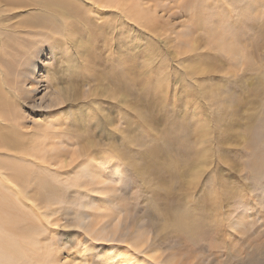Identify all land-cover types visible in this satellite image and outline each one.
Here are the masks:
<instances>
[{"label":"rangeland","instance_id":"rangeland-1","mask_svg":"<svg viewBox=\"0 0 264 264\" xmlns=\"http://www.w3.org/2000/svg\"><path fill=\"white\" fill-rule=\"evenodd\" d=\"M143 1L156 10L142 23L164 34L126 23L119 5L95 12L80 0L71 42L8 70L17 89L4 87L11 119L0 131L28 178L2 196L14 213L2 240L18 259L0 264H264V0H129L137 6L121 10ZM193 16V35H181ZM123 27L136 74L115 91L101 73ZM105 36L95 53L72 42L85 50Z\"/></svg>","mask_w":264,"mask_h":264},{"label":"bare ground","instance_id":"bare-ground-1","mask_svg":"<svg viewBox=\"0 0 264 264\" xmlns=\"http://www.w3.org/2000/svg\"><path fill=\"white\" fill-rule=\"evenodd\" d=\"M85 2H88L90 9L94 10L95 12H100L103 8H116L119 5V12L120 14H123V18H125L123 21H126V23L131 22L137 24L138 29H144V32H142L147 33L150 36H160L162 32L164 34L163 28H161V26L157 23H142V21L146 19L152 10H156V5H153L154 8H152L150 5L149 9L141 5L146 4L145 1H143L138 5V8H136L137 10L134 8L136 10L135 13L131 11L124 13L123 10H121V7H130L131 5L134 7L136 2L133 4H129V0L125 3L123 0H85ZM146 2H148V0ZM86 12L87 9L81 4L80 0H0V104H3L7 100V96H4L3 94V92H5L4 87H11L8 89V91L11 90L12 87L17 89V87L11 85V83L8 84L10 80L8 70L13 68L15 64L27 66L30 58L38 57L40 54H43L45 49H48L51 53H53V49H58L57 44L59 42L62 40H70V34L81 30V27L75 25L74 22H76L78 18H83L86 15ZM120 24H122V22ZM189 25L190 27H188L187 31H183L181 35H193V28H196L197 26L194 16L191 18ZM102 28V26L99 27V25H97V29H94L95 31L89 30V33H97L96 31L103 30ZM104 28L110 29L112 26L106 24ZM130 31L131 29L129 30L123 27L115 34L117 39V46L115 47H117V51H110V59L113 61V63L111 64L110 69L105 68L103 73H101V76L113 86L112 90L115 91L121 89L123 86H131L132 80L136 74V72L131 68L134 67V64L132 63L131 53L129 50V44L132 41V39L128 38ZM108 33L109 31L107 29L106 35ZM102 34L104 35L103 31L101 32V35ZM107 37L109 36L107 35ZM106 40V36L102 38V40L96 42L88 40V47H85V50L82 49L83 41L81 38L78 40V42L75 40H72V42L79 46V49L85 54H89L91 52L95 53L98 49L100 50L102 45L106 46ZM187 43H189L190 47L195 44L194 40H191L190 42L187 41ZM127 45V48L121 49ZM122 51L123 54L121 53ZM151 52L154 53L153 48H151ZM83 67L88 72L92 70V67L87 68L85 65ZM191 67L195 66L191 65ZM25 69L26 67H23V71ZM91 73L93 74V72ZM8 119H11L10 116L4 112V108L0 105V121H5ZM10 136L11 134H4L2 131H0V228L3 227V225L5 227L6 218L10 219L12 214L14 217V213L10 215L6 214V210L10 206L4 200H2L5 188L9 184V188H11V186L12 188L17 187L16 192L19 193V191L23 188L21 187V184H14L13 181H18L20 178L27 177L25 174H22L25 170L22 168L24 165L22 166L21 162H19L20 156L18 155L16 157V140ZM20 144L21 143H19V145ZM11 151L14 152L11 154ZM21 154L25 155V153ZM191 154L193 156L196 155L194 153ZM27 155L23 156V158ZM169 165L170 163H168L167 166ZM11 166L13 167L11 172L6 171V168ZM163 167H166V165L163 164ZM102 175L101 172H98L96 177H100ZM22 198L36 207L33 199L30 197V195H28L27 192L22 195ZM177 226L183 229V232L187 228V226L184 228V226L180 224H177ZM1 234H3L2 228L0 229V260H2L3 255H6V257H4L7 261H10V259L13 258V255H15L18 259L17 253L11 245L6 247L4 246V239L2 240ZM115 258L116 257H113L112 260L108 261L107 264H115ZM121 261H123L122 264H130V257L122 258Z\"/></svg>","mask_w":264,"mask_h":264}]
</instances>
